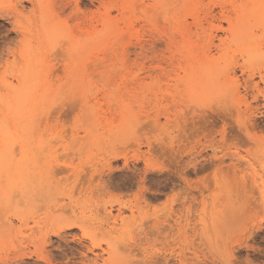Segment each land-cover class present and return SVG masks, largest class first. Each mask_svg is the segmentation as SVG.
<instances>
[{
	"label": "rangeland",
	"instance_id": "1",
	"mask_svg": "<svg viewBox=\"0 0 264 264\" xmlns=\"http://www.w3.org/2000/svg\"><path fill=\"white\" fill-rule=\"evenodd\" d=\"M0 264H264V0H0Z\"/></svg>",
	"mask_w": 264,
	"mask_h": 264
},
{
	"label": "bare ground",
	"instance_id": "2",
	"mask_svg": "<svg viewBox=\"0 0 264 264\" xmlns=\"http://www.w3.org/2000/svg\"><path fill=\"white\" fill-rule=\"evenodd\" d=\"M49 119V118H48ZM45 121V120H44ZM4 220V219H3ZM6 222V221H5ZM7 223V222H6Z\"/></svg>",
	"mask_w": 264,
	"mask_h": 264
}]
</instances>
